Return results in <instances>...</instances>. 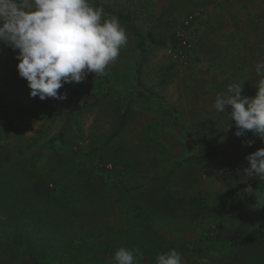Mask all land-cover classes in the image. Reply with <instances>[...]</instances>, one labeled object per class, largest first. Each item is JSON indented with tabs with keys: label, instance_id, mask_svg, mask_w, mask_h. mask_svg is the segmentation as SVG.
<instances>
[{
	"label": "rangeland",
	"instance_id": "1",
	"mask_svg": "<svg viewBox=\"0 0 264 264\" xmlns=\"http://www.w3.org/2000/svg\"><path fill=\"white\" fill-rule=\"evenodd\" d=\"M94 7H102L105 18L115 16L125 28L126 45L121 47L118 58L110 63L105 72L111 86L118 94L103 100L95 111L80 118L83 132L82 143L96 145L103 142L117 127L118 115L129 105L128 98L121 99L119 94H130L137 91V64L140 52L137 43L140 37L146 38L152 33L157 39L166 42L165 46H154L145 64L141 80L149 87H156L164 98L166 111L143 100H136L133 106L130 126L126 135L121 138L127 145L125 157L134 165L131 172L132 181L142 183L155 175L163 176L174 170L173 182L178 184L189 196L202 194L209 199L234 192H246L250 185L254 190L261 180L259 177H247L241 173L236 179L227 181L228 161L221 156H211L203 163L192 167L181 164L188 157L195 158L197 153L188 138L180 131L179 126L186 127L196 140L206 139L233 157H246L248 154L264 147V141L248 132L246 137L235 135L234 121L227 112L219 113L214 108L218 93H227L230 85L242 84V95L252 98L256 95L260 77L255 67L264 62V1L254 0H90ZM201 14V18L186 29L185 22L192 16ZM121 16V18H120ZM122 17H126L123 19ZM183 34L181 44L174 48L170 42L173 35ZM2 43V42H1ZM6 54L0 57V97L4 100H15L24 109L34 106L52 111L56 115L67 110L76 100V93L84 94L95 80L92 73H87L79 83L65 84L60 90L66 99L30 97L27 81L18 75L16 56L18 50L2 43ZM170 75L167 83L160 86L164 74ZM63 105V107L61 106ZM174 114L178 117L175 119ZM13 111H0V128L5 127ZM175 116V117H176ZM46 120H24L17 128L15 143L27 140L34 141L42 132ZM74 127L75 122L70 121ZM66 123L57 118L50 138L55 137ZM76 132V130H74ZM76 134V133H75ZM75 134L70 137L75 138ZM154 141H153V140ZM255 141L246 146L244 141ZM150 153L145 147L151 143ZM163 145V150L158 151ZM117 147V141L111 145ZM163 152V153H162ZM0 158H6L5 151L0 150ZM157 159V160H156ZM102 167V166H101ZM103 169V168H101ZM107 169V168H106ZM126 169H114V173L126 172ZM97 185L103 180L98 178ZM46 183L41 186H45ZM49 186V185H48ZM237 192V193H239ZM264 200V194L262 195ZM181 218H164L156 229L168 240L186 241L196 244L203 231L214 236L219 232L218 244L239 236L249 223L260 221L263 217L249 210L221 209L213 213L210 227H200L191 221L188 214L179 211ZM178 216V215H177ZM225 219L222 227H217L215 220ZM218 228V229H217ZM210 254V264H237L238 252L224 251ZM240 259L238 257L236 260ZM0 264H30L27 258L21 259L10 251L0 249Z\"/></svg>",
	"mask_w": 264,
	"mask_h": 264
},
{
	"label": "trees",
	"instance_id": "2",
	"mask_svg": "<svg viewBox=\"0 0 264 264\" xmlns=\"http://www.w3.org/2000/svg\"><path fill=\"white\" fill-rule=\"evenodd\" d=\"M179 41L177 35L170 40L174 48L180 46ZM165 45V41L152 33L139 38V90L115 98L118 102L128 98L130 105L118 115L116 129L97 145L82 143L85 139L79 121L85 112L95 111L103 100L118 94L106 72L98 77L92 73L95 85L92 84L84 94L73 95L77 98L72 106L58 115L41 108L38 102L24 109L19 102L0 97V111L14 113L8 124L0 128V150L6 153V158H0L2 251L11 250L18 258H27L30 264H114V253L119 248L138 247L144 257L135 259L134 264H156L158 253L175 249L182 254L185 264H197V257L209 259L215 251L226 250L238 252L235 256L237 264H264V181L252 193L231 190L212 200L202 194L189 196L173 182L174 170L163 176H152L146 182L132 181L134 165L125 157L127 145L121 138L129 129L132 104L136 100L155 106L159 112L166 111L165 100L157 88L149 87L141 80L151 48ZM5 54L6 48L0 42V57ZM169 77L168 73L164 74L160 86L165 85ZM60 117L66 126L50 138L52 127ZM26 119L46 120L47 124L34 141L13 142L12 138L18 136L17 128ZM72 120L74 127L70 125ZM178 127L198 149V154H192L195 158L188 157L181 167H192L203 163L207 157L221 156L228 161V186L232 187L231 181L244 175L240 174L247 166L245 157H233L206 139L196 140L186 127ZM73 134L75 138L72 139ZM116 141L117 147L112 148ZM150 142L145 146L149 153L154 147ZM163 147L161 145L158 151ZM107 164H112L113 169H106ZM120 168L127 171L113 172ZM98 178L103 180L102 186L97 185ZM44 183L46 187L41 186ZM228 208L261 212L263 217L259 222L249 223L239 236L222 244L217 242L219 232L214 236L203 231L197 243L191 244L168 240L156 229L161 219L181 218L182 215L177 214L179 211L188 214L191 221H199L196 226L207 228L212 224L209 221L214 212ZM214 222L217 227H222L225 219ZM238 257L240 259L236 260Z\"/></svg>",
	"mask_w": 264,
	"mask_h": 264
},
{
	"label": "clouds",
	"instance_id": "3",
	"mask_svg": "<svg viewBox=\"0 0 264 264\" xmlns=\"http://www.w3.org/2000/svg\"><path fill=\"white\" fill-rule=\"evenodd\" d=\"M0 42L18 50V75L27 81L30 97L64 100L66 94L58 90L65 84L79 83L87 73L105 74L126 45L127 35L117 17L105 18L103 8L94 7L90 0H0ZM255 71L260 79L254 97L243 96L242 84L235 83L226 94L216 95L214 108L229 114L237 137L251 132L264 141V62L257 63ZM244 143L251 146L255 141ZM245 159L243 174L264 180V148ZM245 191L253 189L249 185ZM143 257L138 247H121L113 259L114 264H134ZM196 261L210 264L207 257ZM156 264L185 262L180 252L170 249L157 254Z\"/></svg>",
	"mask_w": 264,
	"mask_h": 264
},
{
	"label": "built area",
	"instance_id": "4",
	"mask_svg": "<svg viewBox=\"0 0 264 264\" xmlns=\"http://www.w3.org/2000/svg\"><path fill=\"white\" fill-rule=\"evenodd\" d=\"M264 1V0H263ZM201 18V14H197L196 16H192V17H190L186 22H185V28L186 29H188L190 26H191V24L192 23H196L199 19ZM181 35H183V34H178L177 35V37L179 38V42H180V45L181 44H186V43H184L183 42V40H182V36ZM106 168L107 169H109V170H112L113 169V166H112V164H107V166H106Z\"/></svg>",
	"mask_w": 264,
	"mask_h": 264
},
{
	"label": "crops",
	"instance_id": "5",
	"mask_svg": "<svg viewBox=\"0 0 264 264\" xmlns=\"http://www.w3.org/2000/svg\"><path fill=\"white\" fill-rule=\"evenodd\" d=\"M255 2H259V1H261V0H254Z\"/></svg>",
	"mask_w": 264,
	"mask_h": 264
}]
</instances>
